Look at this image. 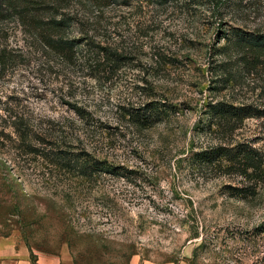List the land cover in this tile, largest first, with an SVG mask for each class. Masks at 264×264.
Returning a JSON list of instances; mask_svg holds the SVG:
<instances>
[{
	"label": "rangeland",
	"instance_id": "obj_1",
	"mask_svg": "<svg viewBox=\"0 0 264 264\" xmlns=\"http://www.w3.org/2000/svg\"><path fill=\"white\" fill-rule=\"evenodd\" d=\"M3 3L0 241L73 264H264V182L232 198L240 176L190 160L218 141L209 103L264 108V65L244 67L233 46L264 35V0H63L55 19L66 20L58 36L77 43L73 61L47 45L53 17L37 24V0ZM106 46L120 70L93 78L89 48ZM220 65L233 73L226 84ZM132 104L165 112L140 129L124 118ZM235 139L264 152V119L245 121ZM18 145L102 165L88 181Z\"/></svg>",
	"mask_w": 264,
	"mask_h": 264
},
{
	"label": "trees",
	"instance_id": "obj_2",
	"mask_svg": "<svg viewBox=\"0 0 264 264\" xmlns=\"http://www.w3.org/2000/svg\"><path fill=\"white\" fill-rule=\"evenodd\" d=\"M23 3L32 2L33 0H16ZM63 0H37V24L40 16L49 14L53 18L46 23L43 29L46 36L47 45L51 49H55L56 54L61 57H67L73 61L76 58L77 43L65 40L58 36L65 30L66 20L57 21L55 18L60 14ZM3 0H0V19L4 18ZM37 27H39L37 25ZM233 46L239 48L238 60L244 67L257 68L260 64L264 65V35L255 34L248 36L237 35L233 42ZM91 52L85 64L89 63L88 72L91 77L100 78L101 76L114 77V74L120 70L121 54L117 53V49L112 47H95L89 48ZM222 53L228 52V46L223 47ZM4 59V52L0 55V65L4 68L7 64ZM223 65V64H222ZM224 83L230 81L231 71L219 70ZM229 75V76H228ZM234 76V75H233ZM110 78V79H111ZM72 110L82 119L86 116L83 109L76 105H71ZM170 108V107H169ZM124 118L133 127L140 129H148L161 120L162 114L165 112L153 104L124 107ZM209 121L207 130L209 133L218 137L217 143L193 152L190 160L193 165L203 171H219L224 174H237L242 178L241 187L228 186L227 192L232 198L246 199L254 196L257 188L264 182V152L252 145L240 142L235 139L237 132L243 127L245 121L249 119H264V108L254 105H234L224 101H217L208 104ZM11 117V115H9ZM1 134V133H0ZM0 138H2L0 136ZM22 144V142L20 143ZM40 144V143H37ZM23 149L26 154H34L43 159L49 166L58 167L59 169L70 172L78 170L81 178L92 181L97 172L100 171L101 163L91 159L90 157H82L80 155H67L65 153L54 151L53 149L39 148L27 151L22 145H18L16 150ZM104 170V169H101ZM110 172L113 171H103ZM132 174V173H130ZM120 176V175H118ZM128 178V176H126ZM32 257H35L31 254Z\"/></svg>",
	"mask_w": 264,
	"mask_h": 264
},
{
	"label": "crops",
	"instance_id": "obj_3",
	"mask_svg": "<svg viewBox=\"0 0 264 264\" xmlns=\"http://www.w3.org/2000/svg\"><path fill=\"white\" fill-rule=\"evenodd\" d=\"M0 264H73L68 255H35L31 256L30 250L23 244H15L9 241H0ZM133 264H142L133 261ZM154 264V263H151ZM156 264H186L184 262H166Z\"/></svg>",
	"mask_w": 264,
	"mask_h": 264
}]
</instances>
